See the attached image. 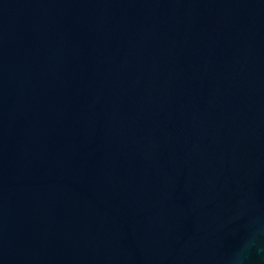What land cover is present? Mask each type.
Listing matches in <instances>:
<instances>
[{
	"label": "water",
	"instance_id": "water-1",
	"mask_svg": "<svg viewBox=\"0 0 264 264\" xmlns=\"http://www.w3.org/2000/svg\"><path fill=\"white\" fill-rule=\"evenodd\" d=\"M0 264H264V0H0Z\"/></svg>",
	"mask_w": 264,
	"mask_h": 264
}]
</instances>
